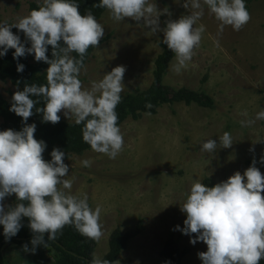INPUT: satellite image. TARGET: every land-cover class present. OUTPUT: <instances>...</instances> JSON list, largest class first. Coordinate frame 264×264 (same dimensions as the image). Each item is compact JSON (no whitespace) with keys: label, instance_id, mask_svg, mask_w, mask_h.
Returning <instances> with one entry per match:
<instances>
[{"label":"rangeland","instance_id":"1","mask_svg":"<svg viewBox=\"0 0 264 264\" xmlns=\"http://www.w3.org/2000/svg\"><path fill=\"white\" fill-rule=\"evenodd\" d=\"M32 2L43 4V0H0V23H15L27 16ZM150 2H155L162 12L168 10L160 16L161 28L166 26V21L177 20L192 11L183 7L184 0ZM249 13L251 19L241 30L225 26L221 32L220 22L205 5L204 15L196 25L203 24L205 32L192 60L177 73L174 54L165 69L164 84L204 91L213 99L212 107L163 103L154 114L143 113L136 119L127 117L122 121L119 127L124 147L116 158L88 148L64 159L69 165L65 178H75L70 192L87 194L93 209L97 205L102 207L103 236L95 240L93 256L101 258L105 254L114 229L131 230L140 222L139 233L127 241L113 264L118 261L119 264H162L160 251L169 238L179 250L187 249L180 264H202L198 253L207 251V245L202 241L191 244L195 234L185 235L176 229L177 225L184 227L186 214L180 205L193 182L225 181L236 171L243 174L253 160L264 174L261 160L264 142H256L264 139V119H256V114L264 110V0H252ZM97 21L108 37L98 48H93L81 69L79 78L84 87H90L112 68L123 65L125 89L121 96L147 88L152 81L154 59L162 49L159 42L163 40V32L153 33L142 21L131 18L116 21L107 9ZM28 55L29 61L35 60L34 54ZM16 90L9 79L0 80V95L6 100L11 101ZM59 115L63 120L74 121L63 112ZM250 120L254 123H241ZM224 132H229L233 139L229 148L219 144ZM209 139L217 141L215 153L202 150V144ZM84 159L92 161L91 167L82 166ZM15 199V194L6 197V209ZM30 241L19 244L8 239L0 244L3 262H52L48 244L37 246L35 253L25 252L23 245L31 249Z\"/></svg>","mask_w":264,"mask_h":264},{"label":"clouds","instance_id":"2","mask_svg":"<svg viewBox=\"0 0 264 264\" xmlns=\"http://www.w3.org/2000/svg\"><path fill=\"white\" fill-rule=\"evenodd\" d=\"M205 5L220 22L221 32L225 26L239 31L251 19L245 0H184L183 7L192 9L190 14L166 21L163 28L160 16L168 10L162 12L150 0H99L94 7L106 8L116 21L131 18L142 21L153 33L163 32V43L175 53L174 69L179 73L187 68L200 46L205 26L196 25L204 15ZM13 27L23 32L30 47L13 33ZM103 36V25L91 12L81 14L74 0H43L42 6L15 23H0V56L14 49V59L34 54L37 62L49 65L46 84H25L23 90L18 89L12 95L9 110L22 118V129L0 131V225L5 238L11 239L21 229L22 218H28L33 238L31 249L23 245L25 252L35 253L41 244L47 247L45 233L48 240H54L66 225L74 226L92 240L98 241L103 236L102 207L97 205L93 209L87 194L70 192L75 178H65L69 173V165L64 162L65 152L53 148L51 159L45 160L46 143L35 138L36 124L27 123L34 108L36 113H42L43 122L52 124L61 120L59 113L63 112L68 119L74 118L77 125H84L83 141L93 151L112 159L122 152L124 138L116 108L125 89L126 67L112 68L88 88L79 79L88 49L98 48ZM48 46L52 49L51 59L47 55ZM73 52L79 59L71 55ZM24 67L18 63L17 71L23 72ZM33 97H42L44 106L37 107L40 100ZM256 119H264V110L256 114ZM219 144L231 147V134L224 132ZM202 150L215 153L217 141H205ZM261 160L264 162V157ZM81 164L91 167L92 161L84 159ZM255 165L253 160L243 174L236 171L211 187L196 180L180 205L186 219L184 227L177 225L176 229L185 235L195 234L191 244L202 241L207 245V251L198 253L202 264H260L264 259V174ZM12 194L18 203L6 209L4 200ZM90 264L113 262L94 255Z\"/></svg>","mask_w":264,"mask_h":264},{"label":"trees","instance_id":"3","mask_svg":"<svg viewBox=\"0 0 264 264\" xmlns=\"http://www.w3.org/2000/svg\"><path fill=\"white\" fill-rule=\"evenodd\" d=\"M252 0H245L246 8L249 11V4ZM79 5V11L81 14H87L91 12L96 19L106 10V8L94 7L99 3V0H74ZM42 4L30 3V11L38 9ZM8 24H13L8 22ZM13 33L20 36L21 40L25 42L26 47H29V43L23 32L12 28ZM107 35L104 36L100 43L107 39ZM161 51L156 55L154 59V67L152 70V81L145 89H136L134 92L126 93L122 96L121 102L116 108L118 114V125L122 123L127 117L136 119L143 113L154 114L157 108L163 103L183 102L185 104L196 103L199 106L212 107L213 99L204 91L192 90L186 87L173 88L162 82L165 69L172 59L175 53L168 49L167 45L163 43V40L159 42ZM93 48H89L87 54L84 57L83 63L87 60L89 54ZM14 49H9L7 54L0 56V80L9 79V81L17 87V90H23L25 84H36L37 86L46 84V69L48 64L46 62L29 61V55L20 57L18 60L13 58ZM47 55L52 58L51 46H48ZM72 56L79 59V55L75 52L71 53ZM23 64V72L17 71V64ZM80 79V78H79ZM81 80V79H80ZM33 99H39L40 103L37 107H43V98L33 97ZM151 105L148 107L147 105ZM11 101L6 100L0 95V130H6L12 128L14 130H21L24 126L22 118L10 111ZM34 114L27 121L28 124L35 123L36 131L34 136L38 140H43L46 143V149L43 153L45 160L51 159V151L53 148H59L65 152V158L71 153H81L84 150L91 148L89 144L83 141L82 129L83 124L77 125L75 121H67L61 119L58 123L52 124L51 122L42 121V113ZM204 183L209 186H214L215 183L208 180H204ZM18 201L15 202L12 206ZM24 203H27L26 201ZM22 227L11 239L16 243H24L33 238V233L29 228L28 218H22ZM2 233L0 234V244L6 240L3 234V225H1ZM140 222L134 229L121 231L120 229H114L108 238V249L101 259H107L114 262L121 250L125 247L127 241L139 233ZM45 241L49 246V251L52 254V262H44V264H90L93 258V250L95 240H92L82 235L74 226L66 225L61 232L57 234L56 239L48 240V234L44 235ZM187 249L179 250L176 242L169 238L164 242L160 251L162 255V264L167 261L168 264H180L181 258L185 254ZM0 264H5L0 255ZM260 264H264V259L260 261Z\"/></svg>","mask_w":264,"mask_h":264}]
</instances>
